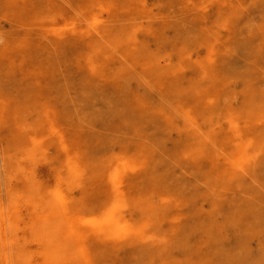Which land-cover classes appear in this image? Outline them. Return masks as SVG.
I'll return each instance as SVG.
<instances>
[{
	"label": "rangeland",
	"instance_id": "374dc122",
	"mask_svg": "<svg viewBox=\"0 0 264 264\" xmlns=\"http://www.w3.org/2000/svg\"><path fill=\"white\" fill-rule=\"evenodd\" d=\"M0 211V264H264V0H0Z\"/></svg>",
	"mask_w": 264,
	"mask_h": 264
},
{
	"label": "bare ground",
	"instance_id": "6f19581e",
	"mask_svg": "<svg viewBox=\"0 0 264 264\" xmlns=\"http://www.w3.org/2000/svg\"><path fill=\"white\" fill-rule=\"evenodd\" d=\"M107 5V4H106ZM109 6V5H108ZM47 11V10H46ZM74 15V14H73ZM93 20V19H92ZM57 23V22H56ZM73 30V29H72ZM52 33V32H51ZM4 46V45H3ZM114 48V47H113ZM209 58V57H208ZM92 59V58H91ZM120 69V68H119ZM210 99V98H209ZM16 116V115H15ZM224 117V116H223ZM232 125V124H231ZM236 155V154H235ZM239 162H240V160H239ZM239 165V164H238ZM108 172V171H107ZM55 191V190H54ZM117 200V199H116ZM162 201V200H161ZM23 205V204H22ZM13 208V207H12ZM64 209H66V208H64ZM12 210V209H11ZM1 213H2V211H0ZM42 212V211H41ZM63 212V211H62ZM4 213V212H3ZM2 213V214H3ZM51 213V212H50ZM49 213V214H50ZM40 215H41V213H40ZM2 216H4V215H2ZM117 218V217H116ZM9 220V219H8ZM95 221H96V219H94ZM106 220V219H105ZM4 221V220H3ZM38 223V225H40L39 224V222H37ZM42 225V224H41ZM115 225V224H114ZM47 226V225H46ZM112 226V225H111ZM126 227H127V225H126ZM53 228V227H52ZM105 228V227H104ZM125 228V227H124ZM107 229V228H106ZM105 229V230H106ZM68 230H69V228H68ZM72 230V229H71ZM128 231V230H127ZM131 231V230H130ZM74 233V232H73ZM72 234V233H71ZM75 235V234H74ZM3 236V237H2ZM85 236V235H84ZM2 237V238H1ZM7 237V236H6ZM69 237V236H68ZM82 238V237H81ZM47 240V239H46ZM0 241H3V242H5L4 244L5 245H7V243H6V240H5V238H4V233L2 232L1 233V231H0ZM8 242H9V240H8ZM71 242V241H70ZM61 247L63 246V245H60ZM6 247V246H5ZM67 247V246H66ZM8 248V247H7ZM6 248V249H7ZM58 248H59V246H58ZM77 248V247H76ZM80 248V247H79ZM15 249V248H14ZM78 249V248H77ZM53 250V249H52ZM7 251H9V250H7ZM57 251V250H56ZM59 251V250H58ZM73 251V250H72ZM75 251V250H74ZM15 252V251H14ZM1 253L2 252H0V255H1ZM41 254V253H40ZM70 254H72V253H70ZM16 256H15V263H12V264H30V252H27V251H24V252H19V253H16L15 254ZM48 255V252L46 253V252H44V253H42V256H43V263H40V264H64V262H63V258H60V259H58V257L56 258L55 256H53V258H54V260H49V256H47ZM69 255V254H68ZM5 257V256H4ZM7 261V260H6Z\"/></svg>",
	"mask_w": 264,
	"mask_h": 264
}]
</instances>
